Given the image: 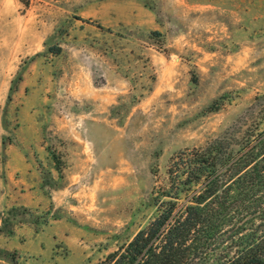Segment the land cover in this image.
<instances>
[{"label": "rangeland", "instance_id": "rangeland-1", "mask_svg": "<svg viewBox=\"0 0 264 264\" xmlns=\"http://www.w3.org/2000/svg\"><path fill=\"white\" fill-rule=\"evenodd\" d=\"M262 114L264 0H0V264H97L173 155Z\"/></svg>", "mask_w": 264, "mask_h": 264}, {"label": "trees", "instance_id": "trees-1", "mask_svg": "<svg viewBox=\"0 0 264 264\" xmlns=\"http://www.w3.org/2000/svg\"><path fill=\"white\" fill-rule=\"evenodd\" d=\"M166 175L153 218L97 264H264V114L241 149L225 139L185 148Z\"/></svg>", "mask_w": 264, "mask_h": 264}, {"label": "crops", "instance_id": "crops-1", "mask_svg": "<svg viewBox=\"0 0 264 264\" xmlns=\"http://www.w3.org/2000/svg\"><path fill=\"white\" fill-rule=\"evenodd\" d=\"M9 151V150H8ZM35 166V163H33L32 161L26 160L25 161V165H24V171L26 174H34V177H36L35 180V184L36 187L33 186L32 189L36 195V197H38V200H41V198L43 197V192L41 190L40 186V182H41V177L39 175V172L37 169H33V167ZM37 175H38V179H37ZM22 178H20L21 180ZM8 183H0V212L4 211V209L6 207H9L10 203L12 201L14 202H20L22 201L19 197L13 198L12 195L10 194L8 188ZM0 224H1V219H0ZM2 238V235L0 234V240Z\"/></svg>", "mask_w": 264, "mask_h": 264}]
</instances>
